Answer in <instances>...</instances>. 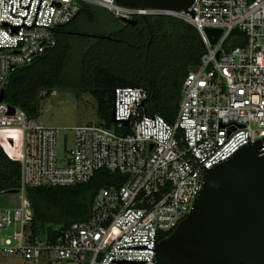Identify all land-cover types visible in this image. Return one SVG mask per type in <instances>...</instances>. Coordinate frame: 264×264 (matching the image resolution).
<instances>
[{"label":"built area","instance_id":"2783aa9c","mask_svg":"<svg viewBox=\"0 0 264 264\" xmlns=\"http://www.w3.org/2000/svg\"><path fill=\"white\" fill-rule=\"evenodd\" d=\"M85 4L125 24L149 16L180 19L198 30L206 52L183 82L172 122L147 114L149 94L140 87L114 90L111 126L47 127L0 101V154L21 164L18 202L0 207V258L157 264L158 244L190 215L206 172L264 139V0H195L185 11L132 8L116 0H0V97L18 69L55 47V30ZM209 29L221 31L215 44ZM101 170L122 182L97 192L87 220L34 232L28 188L76 186Z\"/></svg>","mask_w":264,"mask_h":264},{"label":"trees","instance_id":"16d2710c","mask_svg":"<svg viewBox=\"0 0 264 264\" xmlns=\"http://www.w3.org/2000/svg\"><path fill=\"white\" fill-rule=\"evenodd\" d=\"M137 21L136 25L125 24L107 10L85 4L72 22L55 30V47L13 74L5 101L38 120L42 101L52 92L69 91L77 99L90 93L97 101L101 121L111 126L114 90L140 87L149 94L147 114L174 121L183 82L198 65L206 47L198 30L180 19L149 16ZM88 24L103 33L89 36L82 32L81 28ZM20 179V161L1 152L0 194L18 191ZM121 182L117 174L101 170L88 183L76 186L28 188L35 215L34 232L64 229L87 220L97 192Z\"/></svg>","mask_w":264,"mask_h":264},{"label":"water","instance_id":"95a60500","mask_svg":"<svg viewBox=\"0 0 264 264\" xmlns=\"http://www.w3.org/2000/svg\"><path fill=\"white\" fill-rule=\"evenodd\" d=\"M116 1L132 8L185 11L195 0ZM206 33L212 44L221 35L212 29ZM4 98L5 92L0 101ZM156 252L157 264H264V139L206 172L190 215Z\"/></svg>","mask_w":264,"mask_h":264},{"label":"rangeland","instance_id":"374dc122","mask_svg":"<svg viewBox=\"0 0 264 264\" xmlns=\"http://www.w3.org/2000/svg\"><path fill=\"white\" fill-rule=\"evenodd\" d=\"M82 32L89 36H99L102 30L93 25H85ZM91 43V41L87 40ZM88 44V43H87ZM41 116L38 123L47 127L71 128L87 123H99L98 104L90 93L81 94L79 99L69 91L57 90L55 95H49L42 101ZM64 150L59 148L62 156ZM18 202L16 194H0V207H13ZM11 234L12 231L5 232ZM0 264H24L16 257L0 258Z\"/></svg>","mask_w":264,"mask_h":264}]
</instances>
